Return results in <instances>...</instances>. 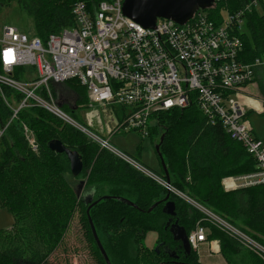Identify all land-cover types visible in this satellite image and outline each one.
<instances>
[{"label":"trees","instance_id":"16d2710c","mask_svg":"<svg viewBox=\"0 0 264 264\" xmlns=\"http://www.w3.org/2000/svg\"><path fill=\"white\" fill-rule=\"evenodd\" d=\"M78 1L86 2L92 10L102 0H0V8L16 2L32 17L33 35L46 39L51 33L74 24L72 8ZM247 1L217 0L206 13L219 22L224 11L232 12ZM239 35L243 41V59L264 58V12L259 14L256 8L246 14ZM14 77L33 79L25 72ZM76 82L77 86L85 87L78 80ZM2 90L15 107L23 99L21 93L9 86H3ZM259 90L264 97V82L259 84ZM248 116L255 137L264 142V111L254 114L249 110ZM152 121L149 135L154 138L153 143L165 134L161 150L170 174V199L176 203L175 219L188 234L202 223L207 228V239L219 242L226 264H264V184L230 191L223 185V180L230 175L255 171V159L239 141L227 134L222 124L207 123L194 101L186 108L156 113ZM24 124L35 134L37 150L30 146ZM0 128L4 129L0 136V207L8 209L14 218L11 227L0 229V264H69L67 257L61 262L52 255L59 247L68 252L65 236L76 210L80 212L79 220L92 256L98 264H105L89 224V204L65 178V174L70 173L68 158L65 153L49 148V142L54 139L79 152L89 183L110 182L109 190L120 192L115 195L138 205L135 208L115 199H102L90 209L98 235L113 264H207L201 262L193 250L189 255L178 251L181 243L174 241L166 229L169 215L162 211L163 203L148 212L155 201L168 193L162 167L153 169L141 160L139 153H127L149 170L142 172L109 149H102L81 129L42 107H24L14 116L13 108L1 93ZM92 190L96 199L110 194L100 193L94 187ZM199 206L249 236L263 251L259 253L248 248L238 236L214 222L209 225ZM148 231L158 232L159 241L176 250L181 261L145 246Z\"/></svg>","mask_w":264,"mask_h":264},{"label":"built area","instance_id":"2783aa9c","mask_svg":"<svg viewBox=\"0 0 264 264\" xmlns=\"http://www.w3.org/2000/svg\"><path fill=\"white\" fill-rule=\"evenodd\" d=\"M263 1L248 0L232 12L224 11L217 22L206 13L215 6V0L212 7L199 8L184 24L158 18L154 27L126 16L123 0H102L92 10L86 2L78 1L72 8L74 24L46 39L28 36L14 26H3L0 93L13 108L14 116L24 107L39 106L84 131L63 111L58 92L51 85L60 87L76 79L87 88L91 104L118 105L124 110L116 131H134L142 137L149 135L154 114L186 108L194 101L207 123L222 124L256 161L255 171L226 177L225 189L264 184V142L255 137L247 104L233 97L254 81L264 66V58H242L243 41L239 35L246 14ZM9 49L11 55L6 59L3 53ZM23 67L33 70V79L14 77ZM3 86L23 95L17 107L7 100ZM3 132L0 128V136ZM103 145L108 146L105 142ZM112 152L148 173L125 152ZM199 208L205 213L204 220L238 236L248 248L263 251L249 236ZM188 240L191 249L198 250L201 243L208 241L207 228L198 223Z\"/></svg>","mask_w":264,"mask_h":264},{"label":"rangeland","instance_id":"374dc122","mask_svg":"<svg viewBox=\"0 0 264 264\" xmlns=\"http://www.w3.org/2000/svg\"><path fill=\"white\" fill-rule=\"evenodd\" d=\"M257 10L259 14H263L264 8L262 7V4H258ZM6 25L14 26L18 28L19 31L27 34L28 36H32L35 33L32 17L21 10L16 2H12L10 5L2 6L0 8V36L3 26ZM18 71L20 74L23 71H26L27 77H31L33 75V70L30 67H23ZM261 82H264V66L257 72L256 79L254 81L241 88V93L233 95L234 99L245 102L248 108L252 110L254 114H260L264 111V97L259 90V84ZM76 83L77 82L75 80L69 82L68 84L65 83L64 86L61 85L60 87H56L53 84L51 85L52 88L58 92V102L61 104L63 111L76 123L85 128L83 131L84 134L88 136L93 142H97L102 149L106 150V147H108L109 150H107L109 152L114 150L116 152H125L126 154L139 153L140 158L144 163L152 166L153 169L160 168L161 163L154 147V138L150 135L142 137V135L138 132L125 131L124 129L116 131L115 129L118 123V118L115 112L116 109L120 108V106H102L97 103L91 104L87 88L77 86ZM11 101L14 102L13 99ZM14 105H17V103L14 102ZM255 119L256 117L253 118V121ZM249 120H251L250 116ZM24 126V132L30 146L37 150L35 134L28 128L27 125L24 124ZM156 136L158 135L156 134ZM104 142L108 146L105 147L103 145ZM116 156L136 169H140L135 163L126 157H121L120 155ZM65 175L66 180L82 198L84 195L86 196L92 192V187H94L95 190H99L100 193H110L109 195L112 194L113 196H118L115 194L120 193L117 190H109L111 185L110 182L101 184L90 181L89 183L88 176H86L87 174L84 173V171H82V173H80L78 176H73L71 174L70 168V173H66ZM232 177H237V175H230L227 178ZM158 180L163 181L161 179ZM170 190L172 191L171 188ZM79 214V210L74 212L69 230L65 236V245L67 246L68 252H65L62 247H59L52 255V258L63 262L64 259L62 258L67 257L69 259V264H98L96 259L91 254V248L88 247L89 244L86 236L84 235L82 224L79 220ZM13 219V215L8 211V209L0 207V229L11 227L14 223ZM206 222H208V224L211 223L209 220ZM157 242H159L158 232L148 231L144 241L145 246L153 249L157 246ZM210 245L214 249L215 242L213 240H208L205 243H201L198 250L194 251L198 255L199 260L207 264H225L222 255L215 249L212 251L210 249Z\"/></svg>","mask_w":264,"mask_h":264},{"label":"water","instance_id":"95a60500","mask_svg":"<svg viewBox=\"0 0 264 264\" xmlns=\"http://www.w3.org/2000/svg\"><path fill=\"white\" fill-rule=\"evenodd\" d=\"M214 1L215 0H123V13L132 20L146 27H154L158 18H169L179 24H184L190 18H192L193 14L199 8H210L214 4ZM164 138L165 134H162L160 140L154 143V147L160 158L161 167L164 171L168 193L163 199L155 201L149 208L148 212H152L157 207V205L164 203L162 211L171 217H175L177 214L176 203L175 201L170 199V174L161 150V145L164 141ZM49 148L57 153L66 154L70 163L71 174L73 176H78L80 173H82L84 163L79 152L66 147L64 143L58 139L51 140L49 142ZM89 199L90 201L93 200L92 197ZM102 199H115L135 208H138V205L123 196L104 195L98 198L97 200L91 202L87 209V216L91 227L92 235L100 251L101 257L105 264H113L98 235L92 216L90 214V209ZM168 222L170 223L171 220H169ZM170 233L172 234L174 241L181 242L185 254L189 255L192 249L188 240V233L186 231V228L184 226H181L178 220H175L170 226ZM158 250L159 245L155 247V251L157 252ZM165 251L169 254L171 258L177 260L178 254L175 251L170 250L168 247H166Z\"/></svg>","mask_w":264,"mask_h":264},{"label":"flooded vegetation","instance_id":"af4514ba","mask_svg":"<svg viewBox=\"0 0 264 264\" xmlns=\"http://www.w3.org/2000/svg\"><path fill=\"white\" fill-rule=\"evenodd\" d=\"M79 187H81V186H79ZM95 191L94 190H92V192L91 193H89V194H87L86 196L84 195L83 196V198L85 199V202L87 203V204H89L90 205V203L91 202H93L94 200H97L96 198H95ZM93 198V200L92 201H90V199L89 198ZM100 198V197H99ZM163 206H164V203H163ZM94 207V206H93ZM177 216V215H176ZM175 216V217H176ZM175 217H171V216H169V218H168V221L169 220H171V222L169 223L168 221H167V224H166V229H168L169 231H170V226L172 225V223L175 221V220H177V219H175ZM181 243V242H180ZM156 245H159V250L157 251V253L158 254H160V255H162V254H168L166 251H165V249H166V247H168L170 250H173L172 248H170V246L169 245H167V244H165V242L164 241H159V242H157L156 243ZM181 245V249H178V248H180V247H178L177 249H178V251H181V252H183L184 254H185V252H184V249H183V247H182V244H180ZM155 249V248H154ZM174 251V250H173ZM176 251V250H175ZM192 251V250H191ZM168 256H169V254H168ZM170 257V256H169ZM181 256L178 254V258H177V261H181L179 258H180ZM172 260H175V259H173V258H171Z\"/></svg>","mask_w":264,"mask_h":264},{"label":"crops","instance_id":"0c3cea01","mask_svg":"<svg viewBox=\"0 0 264 264\" xmlns=\"http://www.w3.org/2000/svg\"><path fill=\"white\" fill-rule=\"evenodd\" d=\"M123 111L124 110H122V109H116V112H115V114H116V116H117V118H118V121L120 120L119 119V117L122 115L123 116ZM151 168H152V166H150ZM214 242H215V246H214V249L216 250V251H218V253H220V244H219V242L218 241H215V240H213ZM210 249L212 250V246L210 245ZM221 254V253H220ZM223 260H224V258H223ZM224 262H225V260H224ZM221 264V263H220ZM223 264V263H222ZM226 264V263H225Z\"/></svg>","mask_w":264,"mask_h":264},{"label":"snow or ice","instance_id":"6c2138e0","mask_svg":"<svg viewBox=\"0 0 264 264\" xmlns=\"http://www.w3.org/2000/svg\"><path fill=\"white\" fill-rule=\"evenodd\" d=\"M3 55H4V57H5L6 59H8V58L10 57V55H11V50L9 49V50L5 51V52L3 53Z\"/></svg>","mask_w":264,"mask_h":264}]
</instances>
